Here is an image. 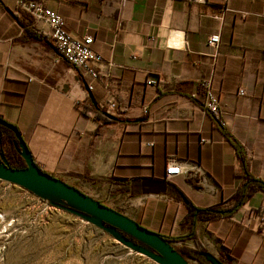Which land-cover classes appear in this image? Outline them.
Masks as SVG:
<instances>
[{
  "label": "crops",
  "instance_id": "1",
  "mask_svg": "<svg viewBox=\"0 0 264 264\" xmlns=\"http://www.w3.org/2000/svg\"><path fill=\"white\" fill-rule=\"evenodd\" d=\"M16 1L0 0V117L43 170L92 197L129 194L134 220L173 235L188 231L180 192L205 207L243 183L226 131L264 181V0H43L72 36L93 37L91 91L45 37L49 25ZM205 81L219 121L203 108ZM108 90L117 119H96L89 93L100 108ZM171 162L186 172L166 179ZM262 215L258 190L232 216L198 220L196 233L228 264H264Z\"/></svg>",
  "mask_w": 264,
  "mask_h": 264
},
{
  "label": "rangeland",
  "instance_id": "2",
  "mask_svg": "<svg viewBox=\"0 0 264 264\" xmlns=\"http://www.w3.org/2000/svg\"><path fill=\"white\" fill-rule=\"evenodd\" d=\"M94 196L132 219L137 217L139 207L127 199L129 194ZM171 243L180 252L189 245L186 241ZM182 254L191 263L200 264ZM218 257L223 258L221 254ZM0 264L159 263L126 246L63 202L42 199L17 184L0 180Z\"/></svg>",
  "mask_w": 264,
  "mask_h": 264
},
{
  "label": "water",
  "instance_id": "3",
  "mask_svg": "<svg viewBox=\"0 0 264 264\" xmlns=\"http://www.w3.org/2000/svg\"><path fill=\"white\" fill-rule=\"evenodd\" d=\"M89 97L98 109L92 93ZM109 119H117L107 112ZM0 124L11 129L17 140V152L25 161V167L13 168L4 155L0 156V180L17 184L42 199L60 201L77 211L82 217L103 228L117 240L159 264H193L174 248L158 231L151 230L114 208L84 193L62 179L41 170L30 152L19 129L0 118ZM210 264H226L211 251L202 252Z\"/></svg>",
  "mask_w": 264,
  "mask_h": 264
},
{
  "label": "built area",
  "instance_id": "4",
  "mask_svg": "<svg viewBox=\"0 0 264 264\" xmlns=\"http://www.w3.org/2000/svg\"><path fill=\"white\" fill-rule=\"evenodd\" d=\"M204 1V0H196ZM17 8L25 11L35 21H43L50 27L48 32H43L45 37L50 40L55 51L63 57L69 65L81 71L82 76L88 80L86 87L88 91L93 90L91 81L98 79V73L92 68V63L100 60V57L92 48L93 37L85 35L81 39L72 36L66 31L64 18L54 9L44 4L43 0H17ZM219 41L218 35H211L208 44L216 46ZM155 80H150L154 84ZM204 89L203 108L206 111L218 114L220 110L219 96L213 91L208 81L202 83ZM244 89L239 90V94H244ZM100 108L112 115H117L120 110L115 96L111 91H107ZM181 163L171 162L166 165L165 178L170 179L174 176L185 173ZM260 223H264V216H259Z\"/></svg>",
  "mask_w": 264,
  "mask_h": 264
},
{
  "label": "trees",
  "instance_id": "5",
  "mask_svg": "<svg viewBox=\"0 0 264 264\" xmlns=\"http://www.w3.org/2000/svg\"><path fill=\"white\" fill-rule=\"evenodd\" d=\"M82 112L85 113V109L82 110ZM103 112L105 111L98 107V109L94 110V118L110 121L111 119L106 117ZM206 112L214 115L218 120L219 113L214 114L207 110ZM220 127L224 129L221 123ZM225 133L232 141L236 156L239 160L243 183L236 190H234L225 201H222V203L205 207L196 206L186 195H184V193L180 192L181 199L187 208V213L183 217V222L188 225V231L181 235L160 233L167 241H185L190 238L193 239L194 245H184L181 249V252L188 255L189 257L197 259L200 264L210 263L207 262V260L202 256V252H205L206 250L196 233L197 221L201 219L214 220L222 217L232 216L255 192L258 190H262L264 192V181L252 173L250 158L247 157L242 145L229 132L226 131ZM16 144L17 140L15 138L14 132L8 127L0 124V156L4 155L9 166L13 168H22L25 167V161L17 152L15 147ZM37 165L41 170H43L39 164ZM43 171L46 172L45 170ZM231 200H233V203L226 205V202ZM135 221L141 224L140 220L136 219Z\"/></svg>",
  "mask_w": 264,
  "mask_h": 264
},
{
  "label": "flooded vegetation",
  "instance_id": "6",
  "mask_svg": "<svg viewBox=\"0 0 264 264\" xmlns=\"http://www.w3.org/2000/svg\"><path fill=\"white\" fill-rule=\"evenodd\" d=\"M204 257V256H203ZM205 258V257H204ZM206 259V258H205ZM223 260V259H222ZM226 264H228V262L226 261V260H223ZM207 262H209V261H207ZM210 263V262H209Z\"/></svg>",
  "mask_w": 264,
  "mask_h": 264
}]
</instances>
